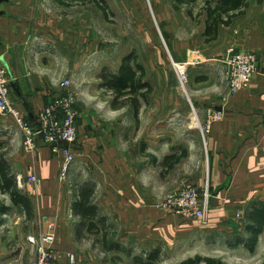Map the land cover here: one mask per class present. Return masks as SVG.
<instances>
[{"label":"crops","instance_id":"0c3cea01","mask_svg":"<svg viewBox=\"0 0 264 264\" xmlns=\"http://www.w3.org/2000/svg\"><path fill=\"white\" fill-rule=\"evenodd\" d=\"M147 1L153 8L154 0H139V5L134 7L138 14L145 12L142 4ZM183 7L187 8L183 16L192 21L188 15L192 7ZM89 9L91 5L80 0H8L0 5L3 12L0 62L12 79L10 89L15 106L37 128L41 109L65 95L68 88L61 83L70 80L79 113L78 137L73 144L76 159L67 175L63 172V155L54 154L40 135L36 138L35 151L26 152L22 141L11 151L4 141L9 135V125L0 117V153L5 154L18 187L30 198L33 212V219L27 220L22 207L0 192L1 205L10 208L5 211L0 206V264H34L39 257L37 241L47 234L56 236L52 264H102L101 256L116 251L99 248L95 239L102 233L91 234L79 214V187L84 180L94 184L92 199L99 214L106 216L113 226L110 239L114 236L117 241V237L120 243L124 240L122 235L137 241L163 239L170 235L171 225L176 229L181 228L180 224L186 225V218H177L179 215L160 208L158 203L163 194L178 190L189 181L197 184L202 194L206 190L210 195L211 223L206 226L209 231L233 232L235 225L244 229L248 209L264 202V1L249 0L242 10L233 12L231 24L221 26L217 40L213 41L220 48L216 55L230 47L256 53L259 72L236 95L228 94L226 84L224 94L215 89L214 97L206 98L209 101L204 105L208 106L204 117L213 109L223 110L224 118L212 123L207 131L210 134L203 157L202 148L193 142L187 148L185 163L181 161L171 170H166L161 161L174 145L163 139H151L154 145L149 143L147 151L140 152L138 147L133 150L127 141L118 139L116 129L122 125L116 114L119 109L99 100L103 90L113 98L115 95L102 86L104 73L92 79L90 72L92 49L103 43L90 23ZM191 10L197 13L196 9ZM150 11L152 19L146 13L150 18L146 31L155 28L154 8ZM174 11H170V18H180L181 14ZM166 22L161 29L165 36L178 21ZM195 24L203 26H199L203 37L205 17ZM152 44L151 48H155ZM167 45L173 47L184 63L187 59L190 65L207 62L204 53L189 46H183L184 51L179 53L174 43ZM200 57L203 59L197 61ZM125 58L126 55L120 58L118 68H111L112 73L120 71ZM223 58L218 69L225 80L227 66ZM139 60L138 57L137 61L144 65ZM208 77H199L197 81L203 82ZM146 82L153 86L149 78ZM96 99L99 102H92ZM149 156L152 162L145 158ZM32 176L36 177L35 182H30ZM156 225L162 231H155ZM69 254L75 256L74 262Z\"/></svg>","mask_w":264,"mask_h":264},{"label":"rangeland","instance_id":"374dc122","mask_svg":"<svg viewBox=\"0 0 264 264\" xmlns=\"http://www.w3.org/2000/svg\"><path fill=\"white\" fill-rule=\"evenodd\" d=\"M198 2L200 1L198 0ZM204 3L205 1L200 2L198 6L195 4L191 9H196L195 12L199 13L204 7ZM87 4L91 5V9H89L91 13L90 23L96 29L97 34L95 35L103 43L99 48L92 49V62L89 64L92 79L103 73V76L110 74L112 69L118 68L122 56L135 53L146 68L145 81L146 78H149L154 86L153 88L151 85L153 90L148 95L147 102L139 97L141 106L137 116L134 115V102L131 99L115 100L109 92L103 90L99 93L101 103L113 104L117 107L116 109H119L116 114L117 117L121 118L122 125L116 129L118 139L127 141L128 146L133 150L138 147L140 152L147 151L145 148L149 143L154 145V141L151 139H160V141L163 139V142L170 143L172 147L174 145L170 154L178 155L184 151L187 152V148L192 146L193 142H198L197 146L202 148L200 151L203 157L210 134L205 126L207 118L203 114L208 106L205 107L204 105L209 101L206 99L207 97H214L215 89H217V93L221 94H224L227 89L226 80H222L221 72L218 69L219 66L223 65L219 60L223 57V61L225 60L227 51H223L222 54L220 53L221 55H216L220 49L219 44L213 41L206 42L204 33L203 37L200 35V27L203 26L199 25V27L193 20L183 16L187 12L186 7H183L180 12L175 10V0L152 1L156 19L155 28L152 31H146L148 29L147 20L152 19L150 10H153L148 1L142 4L145 8L142 12H145L138 14L134 7H136L135 4L139 5V0H105L106 17L95 3L87 2ZM170 11H174L175 14L180 13V18L179 16H176V19L170 18ZM146 13H149L150 18L146 16ZM171 19L178 21V23H175L172 32L165 36V33H162L163 30L161 31L162 24H168L166 21ZM92 38L94 37L92 36ZM152 43H154L155 48H151ZM167 43L170 45L174 43L176 47L174 49L179 53L184 51L183 46H189L192 50L200 51L207 56L208 59L205 60L207 62L204 64H196L195 62V64L190 65L187 63V59L184 63L185 61L179 59L173 51V47L170 49ZM153 57L154 59H152ZM201 59L203 58L200 57L197 61ZM174 63L187 67V79H181L179 70L175 68ZM205 75L212 77V79L208 77V80L203 82L197 81L199 77ZM94 86L93 88H95ZM99 100L96 99L92 102L96 103ZM201 106L204 107L200 108ZM0 117H4L9 125V135L5 137L7 140L4 141L12 151L19 146V141L24 142L23 132L15 120L8 119L12 117L1 114ZM22 148L24 147L22 146ZM145 158L150 162L153 161L151 156ZM183 159L181 160L183 163L180 162L182 164L185 163ZM180 173L182 174V171ZM189 182L195 184L192 181ZM195 186L198 188L197 184ZM179 217L181 216H177V218ZM185 221L187 222L186 225L180 224L181 228L176 229V226L172 227L171 225L170 235L164 236L163 239L160 237L154 241H137L129 240L122 235L124 240L121 244L124 252L111 251L104 257L101 256L100 261L103 262L102 264H138L136 257L151 249H160L161 256L153 263L146 262L147 264H180L184 260L197 256L215 257L226 264L264 263V232L252 252L243 245H230L226 241L228 238L235 239L238 235L247 238L248 235L243 233L241 226L235 225V230L227 233L223 230L209 231V228L206 225L201 226L197 219ZM183 227L186 229L182 230ZM155 228V231H162V227H158V225ZM111 240L114 241V236H111ZM116 240L117 242L120 241L117 237Z\"/></svg>","mask_w":264,"mask_h":264},{"label":"trees","instance_id":"16d2710c","mask_svg":"<svg viewBox=\"0 0 264 264\" xmlns=\"http://www.w3.org/2000/svg\"><path fill=\"white\" fill-rule=\"evenodd\" d=\"M83 2H93L101 9L107 16L105 0H80ZM198 0H175V10H180L181 7H194ZM204 7L199 13L194 14L191 8L188 10V15L193 21L198 22L199 18L204 15L205 17V30L204 36L206 42L217 40L219 29L221 26H228L235 16L233 12L242 10L247 6L249 0H204ZM264 0H257L262 3ZM137 55L132 53L123 61L122 67L117 74L110 73L103 77V87L111 91L115 95V100L126 98L134 102L133 111L137 116L140 109L139 97L147 102L148 95L152 92L153 88L149 82L145 81L146 70L143 65L137 61ZM184 151L181 154L166 155L161 164L166 170H171L176 164L180 163L183 158L187 156ZM94 184L90 181H82L79 187V214L84 218V224L88 227L91 234L99 236L95 239L96 244L106 251L116 250L124 252V248L120 242L112 241L110 234L113 231V226L107 221V217L100 215L98 207L94 203ZM0 192L9 196L15 205L22 207V212L27 216V220L33 219V212L31 208L30 198L22 192L17 185L16 176L13 174L11 166L4 153H0ZM1 210H9L10 208L1 205ZM248 221L244 225L243 233L248 237L238 235L235 239H228L231 245H243L250 251H254L259 241L260 234L264 231V202L251 206L248 209ZM160 249H151L144 254L136 257L138 264H147L146 262H154L161 256ZM226 264L222 260L215 257H202L189 258L180 264ZM264 264V263H261Z\"/></svg>","mask_w":264,"mask_h":264},{"label":"built area","instance_id":"2783aa9c","mask_svg":"<svg viewBox=\"0 0 264 264\" xmlns=\"http://www.w3.org/2000/svg\"><path fill=\"white\" fill-rule=\"evenodd\" d=\"M224 63L227 66L225 80L230 96L238 94L247 87L259 72L258 55L254 52L237 50L235 47L227 49ZM174 66L179 70L181 79H187V67L177 63H174ZM11 81L7 67L0 62V114L12 117L19 125L24 135L23 147L26 152L36 150V138L40 135L51 146L54 154H62L63 172L67 175L76 159L73 144L78 137L79 113L76 97L70 90L72 82L65 80L61 83L63 87L68 88L66 94L41 109L38 114V127L34 128L12 100ZM206 118L205 126L209 131L212 123L224 118V111L209 109ZM29 180L35 182L37 179L32 176ZM158 206L183 218L197 219L202 226L210 223V195L207 191L202 194L191 182L183 184L178 190L163 194ZM55 244L54 234H47L37 241L39 257L34 264H52L55 260ZM69 259L74 262L75 256L69 254Z\"/></svg>","mask_w":264,"mask_h":264},{"label":"water","instance_id":"95a60500","mask_svg":"<svg viewBox=\"0 0 264 264\" xmlns=\"http://www.w3.org/2000/svg\"><path fill=\"white\" fill-rule=\"evenodd\" d=\"M5 1H8V0H0V5L3 3V2H5ZM3 14V12L2 11H0V16Z\"/></svg>","mask_w":264,"mask_h":264}]
</instances>
